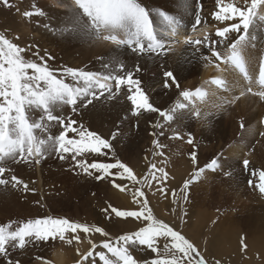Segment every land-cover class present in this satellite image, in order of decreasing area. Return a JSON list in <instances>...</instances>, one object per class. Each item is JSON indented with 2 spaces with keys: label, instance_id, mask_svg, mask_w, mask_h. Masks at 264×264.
<instances>
[{
  "label": "snow or ice",
  "instance_id": "snow-or-ice-1",
  "mask_svg": "<svg viewBox=\"0 0 264 264\" xmlns=\"http://www.w3.org/2000/svg\"><path fill=\"white\" fill-rule=\"evenodd\" d=\"M191 4L192 0H177L178 11H171L150 9L140 0H64L61 6L67 9V13L58 30L59 35L89 43L110 42L117 46L111 56V63L105 65L113 68L107 73L67 67L58 74L57 70L48 64V60L53 59L50 54L45 53L41 56L37 50L33 52V56L37 57L39 62L27 59L24 53L29 51L32 45L29 48L20 47L5 34L0 33V187L20 188L25 193L34 191L17 175L12 174L10 177L5 175L14 172L9 162L35 166L52 154H57L60 160L68 159L70 155L75 161L74 169H79L87 176H94L97 180L113 177L110 182L121 192L126 190V185L116 183V178L127 179L137 184L148 183L150 186L147 175L144 181L138 180L133 169L120 160H116L115 163L89 164L86 160L76 159L85 153L107 156L113 151V145L110 140L85 129L83 124L77 127L78 121L71 116L58 113H62L65 106L70 107L72 113H78V104L87 108L105 93L108 94V99H113L119 95L121 89H124L127 100L132 106V115L140 117L144 113H156L163 119V123L157 122L153 125L157 129H164L166 125L174 122L178 118V113L180 118L187 117L202 123H211L208 118L212 113L202 112L195 103L197 99L204 103L209 96V91L203 86L195 90L182 89L179 92L182 100L177 101L167 111L155 107L142 87V81L134 78L135 74L141 71L139 65L136 64L129 69L120 59L122 48H126L138 57L154 55L161 58L174 52L181 44L186 46V50L194 49V54L200 51L201 47L206 48L209 55H202V59L213 65L218 72L222 73L227 68L238 72L248 85L239 96L223 100L219 104L212 105L213 107L222 109L225 103H235L246 94L259 96L264 100V56L259 59L258 77L255 81L249 73V61L245 56V50L249 46L255 47L252 41L257 39L255 33H250V28L257 19L264 21V0H245L244 7L237 6L233 2L226 4L225 0H216L219 10L213 14V20L220 23L235 22L216 28L214 35L205 34L202 39L193 35L197 33L202 23L205 29L209 27L207 22L202 20L200 13L203 9L199 4L189 34L181 38V32L187 31L183 16L188 14ZM0 5L8 9L15 7L16 11L20 12L19 7L10 0H0ZM33 8L34 10L24 11L22 16L26 19L45 16L42 9H37L35 5ZM44 27L49 28V25L45 24ZM231 33L237 35L230 40ZM16 39L19 37L17 36ZM66 77H70L73 83L66 82ZM205 83L225 91L229 90L227 81L223 77H215ZM253 83L259 90H253ZM161 86L164 89H180L176 72L165 69L162 73ZM29 110L39 115L33 117ZM261 123L264 124V120H261ZM57 125L61 130L59 134H53L51 129ZM240 126L243 128V123ZM69 133H74L77 138L69 137ZM163 134V131L152 133L153 136ZM116 135L117 133H114L111 139H116ZM261 135H264V132ZM170 139H184V137L179 132H175ZM186 142L195 146V138L191 133L187 134ZM154 145L158 149L165 147L158 139L154 141ZM105 149L108 152L103 151ZM156 154L164 156L163 151ZM189 155L193 165H197L196 151H192ZM250 163L249 159L243 160L244 170H249ZM219 166L218 160L213 159L206 168L215 171ZM113 169L118 171L113 172ZM204 171L205 168H197L191 178L184 181L180 191H187L192 183L200 179ZM156 172L160 175L157 176ZM150 175L151 180L158 181L160 185L164 184L168 177V173L163 168L157 169L154 163L150 166ZM228 175L231 173L229 172ZM251 175H257L255 169H251ZM258 177L259 183L255 184V188L264 197V170L259 171ZM248 184L252 187L253 181L249 180ZM157 191L164 195L168 194L165 187L158 186ZM133 196L139 205V210H119L109 205L103 211L109 212L110 209L118 218H133L137 221H145L146 224L136 231L118 236L115 240L109 238L103 241L100 246L115 258L110 259L103 251L97 253L103 264H207L193 242L153 215L144 191L135 189ZM172 196L173 203H177L175 191ZM186 199L185 197V201ZM79 233H84L86 237L93 233L109 237V233L100 226L93 227L67 218L48 217L27 220L17 223L15 227L10 221L0 225V257L4 258V264H21L20 260L12 257V252L22 253L30 245L57 239L68 245L73 244L74 241L79 244L81 242ZM161 239L165 241L163 251L159 246ZM88 242L91 244V250L83 254L82 262L89 261V264H94V252L98 245L90 239ZM241 244L243 249L247 248L243 238ZM133 250L150 251L155 257L141 261L132 254ZM77 253L80 254L79 250ZM89 258L93 259L90 261ZM45 264L48 262L45 261ZM216 264L220 262L217 261Z\"/></svg>",
  "mask_w": 264,
  "mask_h": 264
},
{
  "label": "rangeland",
  "instance_id": "rangeland-1",
  "mask_svg": "<svg viewBox=\"0 0 264 264\" xmlns=\"http://www.w3.org/2000/svg\"><path fill=\"white\" fill-rule=\"evenodd\" d=\"M145 1L150 9H164L165 4L160 1ZM10 2L19 7L20 12L18 13L15 7L8 9L0 5V33L5 34L7 38L20 47L29 48L32 45L33 47L24 53L27 59L39 62L38 58L33 56V52L38 50L41 56L48 53L53 57V59L48 60V64L51 68L56 69L58 74L60 70L67 68L66 57L62 52L64 42L58 32L62 23H55L46 16L24 18L22 13L34 10L33 5L46 13L44 4L38 5L37 0H10ZM229 2L236 3L240 7L245 6V0H225L226 4ZM47 3L50 2L47 1ZM197 3L202 6L205 2L197 0ZM209 3L207 14L213 21L211 25L213 28L208 34H213L218 27H224L235 22L220 23L214 21L213 14L219 9L216 0L206 2V4ZM191 5H195L193 1ZM45 24L49 25V28H45ZM27 29L29 33L26 31ZM249 31L250 33L251 31L259 32L261 34L260 41L264 42V21L257 19ZM198 32L199 30L193 34L194 37L202 39L205 34L199 35ZM236 35V33L229 34V39L235 38ZM17 36L19 39H16ZM29 40L33 42L31 43ZM261 42L259 40L252 41V44L255 45V47L251 46L252 60L264 56V43ZM249 72L252 71L249 70ZM162 73L160 68L158 70L150 68L144 72L136 73L134 78L142 81V87L146 91L147 87L161 84ZM231 75L233 77L240 76L237 78L238 85L233 84L229 87L233 88V91L236 90L235 92L238 94L237 88L241 82H243V86L247 85V82L236 71ZM215 77L218 76L212 75L208 81ZM65 79L66 82L73 83L70 77ZM190 80H183L180 83V89L161 87L156 96L155 92L149 95L150 101L155 107L167 111L177 101L182 100L179 95L182 89L195 90L202 86L207 89L209 86V84L199 82L195 88L190 89L188 86ZM227 83L228 86L231 84V82ZM218 89H220L221 94L219 96H208L204 103L198 99L195 100L202 112L212 113L208 118L210 124L187 117L180 118L178 113V118L174 122L166 125L164 129H157L153 125L157 122L163 123V119L158 114L144 113L140 117H136L132 115L130 103L129 109L124 113H110L108 115V117L118 118L116 122L101 126L98 121L103 118V113L98 112L97 104L90 105L86 109H79L78 113H72L71 110H66L64 107L62 113L58 114L71 116L78 121L77 127L83 124L85 129L110 140L113 145V151L107 156L85 153L83 156L77 157V160H86L89 164L92 162L115 163L116 160H120L133 169L138 180L144 181L147 175L150 186L148 183L137 184L127 179L116 178V183L126 185V190L121 192L113 187L110 182L113 177L97 180L94 176H87L79 169H74L75 161L70 155L66 154L68 159L60 160L57 154H52L47 157L45 163L46 188L44 195L46 198L43 201V204L49 206L50 210L40 214L38 219L67 218L70 221L81 223L78 220V215L84 204L95 207L108 198L124 210H137L139 205L134 199L133 191L141 189L149 201L153 215L193 242L206 259L207 264H216L217 261L220 264H264V197L255 188V184L259 183L258 173L264 170V135H261L264 132V124L261 123V120H264V100L259 96L246 94L235 103H225L224 107L218 110L212 105L239 96L232 92L231 97L227 98L228 92L221 88ZM118 101H120V96L111 99L113 104ZM169 101L171 103L163 108ZM29 111L33 117L39 115ZM241 123L244 125L243 128L240 126ZM51 130L54 131L53 134H59L61 129L57 125ZM160 131H163L164 134L152 135L153 132L159 133ZM175 132H179L184 139H170ZM114 133L117 135L116 139L113 140L111 137ZM188 133H191L195 138V146L187 144ZM69 137L77 138L74 133H69ZM157 139L165 145L163 149L155 147L154 141ZM231 146L243 148L244 154L248 156L251 162L249 170L246 171L243 168L244 159L229 154L228 151ZM194 150L198 159V164L195 166L189 155ZM103 151L108 152L107 149ZM159 151H163L164 156L157 155L156 153ZM213 159H217L220 165L215 171L206 168V165ZM153 163L156 164L157 169L163 168L168 173L167 180L162 185L156 180H151L150 166ZM9 165L14 170L13 173L9 174L17 175L29 185L30 189L34 190L38 182V178L34 176L35 170L23 163L9 162ZM197 168H205L204 173L198 181L190 185L187 191L181 192L180 189L183 187L184 181L189 180ZM251 169H255L256 176L251 175ZM112 171L117 172L118 170L113 169ZM229 172L231 175H228ZM155 174L160 175L159 172ZM249 180L253 181L252 187L248 184ZM158 186L165 187L168 194L164 195L157 191ZM16 189L11 187L9 192L7 187H0V217L13 222L14 227L17 223L35 220L34 217L36 216L32 207V204H35L32 200L34 191L25 193L20 188ZM173 191L176 193L177 203H173ZM12 194L17 195L19 212L17 214H5L4 211L10 204L9 197ZM185 197L187 198L186 201ZM10 207L14 206L10 205ZM141 222L143 221L141 220ZM5 224L0 223V225ZM123 224L121 218L115 223H100V227L118 237L123 235L121 228ZM69 235L72 234L69 233ZM93 235L99 236V233H93ZM242 238L247 245L246 249L242 248ZM88 241L89 238L81 236L79 244L74 241L72 248L62 251L52 264H66L70 258L69 253L74 250L87 253L90 250L87 248L90 244ZM159 242L162 245L165 243L163 239ZM97 245L98 247L94 252V264H103L99 260V256L96 255L101 251L105 252L110 259H115L100 246L102 243ZM34 246L35 244L30 245L22 252V259L33 252ZM18 253L21 252L15 251L11 254ZM132 254L141 261L146 258H153L152 254L148 252L133 250ZM92 259L89 258L90 261ZM0 264H4L3 257H0Z\"/></svg>",
  "mask_w": 264,
  "mask_h": 264
},
{
  "label": "bare ground",
  "instance_id": "bare-ground-1",
  "mask_svg": "<svg viewBox=\"0 0 264 264\" xmlns=\"http://www.w3.org/2000/svg\"><path fill=\"white\" fill-rule=\"evenodd\" d=\"M49 1L50 3H47ZM154 1H160L161 3L165 4L164 10H171V11H178L176 7L177 0H154ZM195 5H197V0H192ZM199 1V0H198ZM205 2L202 7V12L200 13L202 16V20L206 21L209 27L207 29L204 28V23H202L198 30V34H208L209 31L212 30V19L210 15H208L207 8H209L210 3L206 4L207 1H213V0H202ZM64 2V0H37V4L40 3L44 4V10L46 11L45 16L50 17L53 22L55 23H62L66 18L67 9L62 7L61 4ZM143 5L147 7L148 3L145 0L140 1ZM191 5V7L188 9V14H185L183 16V22L186 25L187 31L181 32V38L183 35L189 34L192 24L194 23L195 19L194 13L197 11V6ZM222 27V26H221ZM220 27V28H221ZM28 33V29L26 30ZM215 32V31H214ZM213 32V35H214ZM251 33H255L257 39L260 41L261 34L257 31H251ZM231 35V34H230ZM230 37V36H229ZM37 40L39 41L38 37L36 36ZM196 38V37H195ZM215 38V37H214ZM233 38V37H231ZM219 39V38H216ZM234 39V38H233ZM31 43L32 40H29ZM63 47L62 52L65 54L66 57V67H71L74 69H82L84 71H91V72H97V73H107L109 71H112V67H105L106 64L111 63V56L116 51L117 46L110 43V42H100V43H89V42H83L79 39L72 38L70 36H62ZM258 43V41H257ZM264 43V42H261ZM258 45V44H257ZM263 45V44H262ZM259 47V46H257ZM221 51H223V48H221ZM202 55H209L208 50L206 48L201 47L200 51L195 52L194 49L188 48L186 50V46L184 45H178L174 52L169 53L167 56L161 58L154 55H146L142 57L136 56L131 51L127 50L126 48L120 49V59L126 64L127 68L131 69L136 64L139 65L141 68L140 72H144L146 69H154L158 70L160 68V71L163 72L165 69L173 70L178 75L180 83L183 80H190L188 86L190 89H193L197 86V84L200 82L202 84H206L205 82L208 81L209 77L212 75H216L218 77L223 76V78L227 82H231V85H238V76L233 77L231 74L235 71H233L230 68H227V70L224 72H218L216 68L208 64L207 61L201 58ZM245 56L249 61V70L252 72H249L250 75L253 76V80L258 77V68H259V57L255 60H252V50L251 46H249L245 50ZM166 59V60H165ZM258 61V62H256ZM159 64V66H158ZM207 65V66H206ZM240 77V76H239ZM236 83V84H235ZM239 85L237 88L238 94L233 91V88H229L227 91V98H230L232 95V92L234 94L240 95L241 91H243L247 85L242 84ZM228 84V83H227ZM161 84H157L152 87H147L146 92L148 95L155 94L157 95L159 89L161 88ZM207 90L209 91V96H219L220 89H218L216 86H207ZM253 90L257 91L258 86L253 83L252 85ZM224 92V91H223ZM215 93V94H213ZM252 95V94H250ZM108 94L105 93L104 96H101L99 99L94 100L92 105H98V112L103 113V118H101L98 121V124L103 125H111L114 122L118 120L116 117H108L110 113H124L127 109L130 107V101L127 100L125 90L121 89V92L118 96H120V101L116 103H111V99L107 98ZM252 97V96H251ZM171 102H167L163 108H166ZM90 106V105H89ZM77 107L79 109H86L83 107H80L78 104ZM66 110H71L70 107L65 106ZM74 119V118H73ZM52 133L54 132L51 130ZM229 150V149H228ZM229 154L237 155L241 159H248V156L244 154L243 148L239 146H231L230 150L228 151ZM46 159L42 160L39 165L31 166L35 172L34 176L38 178V182L36 184V187L34 188V194L32 197V200H34L35 204H32L33 212L36 215L34 218L38 219L39 215L48 212L50 210V207L43 204V201L46 198V195H44V191L46 188V180L44 179L45 176V163ZM242 161V160H241ZM7 177H10L11 174L6 173ZM8 191H11V186H7ZM102 189V187H101ZM17 190V189H15ZM13 190V191H15ZM12 191V192H13ZM18 194L20 195L19 191ZM10 204L7 206V209L4 211L5 214H17L19 212V207H17V195L12 194L10 197ZM10 205L14 207H10ZM109 205L112 207H115L119 210H124L118 205H116L112 199L108 198L103 203L98 204L97 206L93 207L89 204H84L81 209L80 213L78 215V220L82 224H88L90 226H100V223H115L118 218L115 216L114 213H111V210L109 209V212H104L103 209L108 208ZM126 210V209H125ZM139 210V209H137ZM4 216V214H2ZM110 217V218H109ZM123 219L124 224L122 225V233L126 234L127 232H132L138 230L140 227L145 226L146 222L143 221H137L133 218H127ZM109 220V221H107ZM9 221L7 218L0 217V223H8ZM120 222V221H119ZM107 232V230H105ZM80 236L86 237L84 233H79ZM117 236L115 234H110L109 237H104L99 234L93 235L90 234L87 236L91 241H93L96 244H100L106 239H115ZM159 246L161 250L163 251V245L159 242ZM72 248V244L68 245L67 243L61 242L58 239L56 241L49 240L47 243L45 242H38L33 247V252L31 254H28L27 256L23 257L22 259V253L18 254H11L12 257L15 259H18L21 261V264H45V261L48 262V264H52L54 262V259L64 250H69ZM91 250V244L87 247ZM148 253H151L150 251H147ZM80 254L77 253V250L71 251L69 253L70 258L66 262V264H79V262H82V256L83 254H86L84 251H79ZM152 254V255H151ZM150 255L155 257V254L151 253ZM43 258V259H38ZM82 264H89V261H83Z\"/></svg>",
  "mask_w": 264,
  "mask_h": 264
}]
</instances>
